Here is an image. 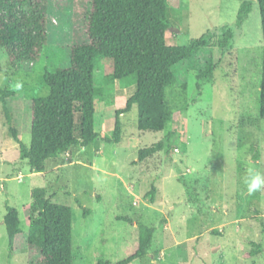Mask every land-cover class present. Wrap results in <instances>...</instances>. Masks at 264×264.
Wrapping results in <instances>:
<instances>
[{"label":"rangeland","instance_id":"rangeland-1","mask_svg":"<svg viewBox=\"0 0 264 264\" xmlns=\"http://www.w3.org/2000/svg\"><path fill=\"white\" fill-rule=\"evenodd\" d=\"M242 1L167 0L170 27L178 30L169 27L167 44L185 45L208 29L234 23ZM250 1L252 9L229 52L222 55L215 42L173 68L176 82L166 90L171 120L162 131L139 130L133 105L121 115L120 142L106 141L115 110L126 105L136 81L135 76L114 80L112 64L103 56L96 58L94 74L99 137L49 158L43 171L32 170L21 158L0 103V264H28L27 208L35 188L72 208L74 264H96L98 258L115 262L131 254L140 222L155 227L154 240L149 254L130 264H264V187L248 195L243 184L248 169L264 174L263 33L258 2ZM90 4L47 0L49 40L35 62L12 66L0 49V88L14 92L9 109L27 146L31 100L49 94L45 72L68 67L70 47L87 40ZM4 17L27 29L20 10ZM210 57L220 63L212 81L201 82L197 74ZM159 141L161 151L138 159L140 149ZM7 204L18 209L22 229L12 255L3 223ZM253 243L262 251L246 256Z\"/></svg>","mask_w":264,"mask_h":264},{"label":"trees","instance_id":"trees-1","mask_svg":"<svg viewBox=\"0 0 264 264\" xmlns=\"http://www.w3.org/2000/svg\"><path fill=\"white\" fill-rule=\"evenodd\" d=\"M263 33V61L260 78L259 114L264 118V0H257ZM84 32L87 40L78 41L70 48V65L46 71L44 80L49 87L45 97L34 98L29 106L31 141L27 146L14 126L8 98L14 95L0 88V103L12 138L18 143L21 158L26 159L34 171H43L45 162L72 147H85L93 143L99 133L95 124L94 82L95 64L103 56L112 64L114 80L135 76V92L123 107L115 110V123L108 143H118L122 136L121 115L133 105L138 108V128L142 131H162L171 120V109L166 90L176 82L173 68L192 58L215 42L222 55L229 52L252 9V1H242L236 21L208 29L200 37L185 45H169L166 31L171 26L167 0H91ZM20 10L27 29L4 17L5 13ZM47 0H0V49L12 66L38 60L49 40ZM220 58L210 57L197 77L211 82ZM200 87V83H197ZM163 141L138 152V159L161 151ZM153 186L148 195L153 200ZM34 200L27 208L29 231L27 236L28 264H74L72 208L53 202L46 197L44 188L33 190ZM90 211L85 209V215ZM132 223L130 217H121ZM10 255L21 234V221L16 207L6 205L3 218ZM138 245L134 252L115 262L98 258L96 264H130L149 254L155 227L139 223ZM262 246L253 243L246 256H255Z\"/></svg>","mask_w":264,"mask_h":264},{"label":"clouds","instance_id":"clouds-1","mask_svg":"<svg viewBox=\"0 0 264 264\" xmlns=\"http://www.w3.org/2000/svg\"><path fill=\"white\" fill-rule=\"evenodd\" d=\"M243 184L246 186L248 195H253L264 187V174H261L253 169H248L246 175L243 177Z\"/></svg>","mask_w":264,"mask_h":264},{"label":"water","instance_id":"water-1","mask_svg":"<svg viewBox=\"0 0 264 264\" xmlns=\"http://www.w3.org/2000/svg\"><path fill=\"white\" fill-rule=\"evenodd\" d=\"M170 30H171V31H178L177 29L172 28V27H170Z\"/></svg>","mask_w":264,"mask_h":264}]
</instances>
